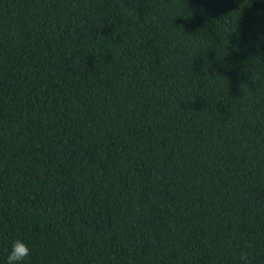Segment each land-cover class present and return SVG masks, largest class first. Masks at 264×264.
I'll return each instance as SVG.
<instances>
[{
    "label": "trees",
    "instance_id": "obj_1",
    "mask_svg": "<svg viewBox=\"0 0 264 264\" xmlns=\"http://www.w3.org/2000/svg\"><path fill=\"white\" fill-rule=\"evenodd\" d=\"M264 264V0H0V264Z\"/></svg>",
    "mask_w": 264,
    "mask_h": 264
},
{
    "label": "clouds",
    "instance_id": "obj_2",
    "mask_svg": "<svg viewBox=\"0 0 264 264\" xmlns=\"http://www.w3.org/2000/svg\"><path fill=\"white\" fill-rule=\"evenodd\" d=\"M31 255V248L22 239H16L7 256L6 264H23V262ZM241 264H251L247 252L240 255Z\"/></svg>",
    "mask_w": 264,
    "mask_h": 264
}]
</instances>
